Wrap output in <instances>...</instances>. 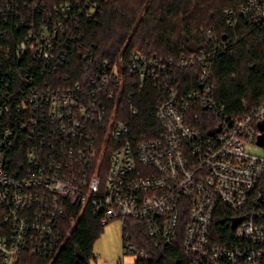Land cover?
Masks as SVG:
<instances>
[{
  "label": "built area",
  "instance_id": "obj_1",
  "mask_svg": "<svg viewBox=\"0 0 264 264\" xmlns=\"http://www.w3.org/2000/svg\"><path fill=\"white\" fill-rule=\"evenodd\" d=\"M98 11L91 0H0V264L25 252L55 258L88 208L103 225L123 219L133 264L148 253L129 218L155 246L181 244L183 264H264V155L248 145L263 132L264 102L231 115L216 97L213 56L228 36L205 29L210 47L178 57L126 45L103 57L81 31ZM240 17L264 29V0H245ZM72 50L82 63L74 80L61 70ZM187 69L198 84L186 89ZM136 78L157 90L163 129L152 136L124 116L138 113L126 106Z\"/></svg>",
  "mask_w": 264,
  "mask_h": 264
},
{
  "label": "trees",
  "instance_id": "obj_2",
  "mask_svg": "<svg viewBox=\"0 0 264 264\" xmlns=\"http://www.w3.org/2000/svg\"><path fill=\"white\" fill-rule=\"evenodd\" d=\"M24 3L45 1L49 5L78 0H19ZM97 3L99 11L96 19H83L81 31L83 41L92 45L103 57L119 54L126 45L128 50L157 52L163 57H178L182 53H193L210 47L202 35L211 29L220 36H228L227 50L213 56V82L218 100L225 104L226 112L244 114L264 102V29L252 26L240 17L245 0H91ZM232 9L239 22L230 25L227 10ZM68 66L61 68L71 80L79 76L82 63H77L81 52H70ZM80 61V60H79ZM23 70L27 62L16 60ZM24 64V65H23ZM24 66V67H23ZM198 69L181 71L187 79L184 87L197 85ZM14 78L13 72L4 71ZM187 77V78H186ZM196 78V80H195ZM128 86L134 96L126 101L136 106L137 114L126 113L133 133L155 135L163 125L156 113L158 94L149 80L139 88ZM220 221V220H219ZM127 222L134 240L147 248V257L139 264H183L188 256L181 244L175 247H157L145 233L143 222L129 218ZM223 223V221H220ZM103 224L99 215L91 208L82 218L66 231V241L61 252L55 257L23 253L19 264H92L96 258L94 243L101 234ZM227 229V226L220 227Z\"/></svg>",
  "mask_w": 264,
  "mask_h": 264
},
{
  "label": "rangeland",
  "instance_id": "obj_3",
  "mask_svg": "<svg viewBox=\"0 0 264 264\" xmlns=\"http://www.w3.org/2000/svg\"><path fill=\"white\" fill-rule=\"evenodd\" d=\"M253 153L264 155V146L255 142L248 144ZM123 219L116 218L103 225L94 243L96 258L92 264H133L137 255L123 252Z\"/></svg>",
  "mask_w": 264,
  "mask_h": 264
},
{
  "label": "water",
  "instance_id": "obj_4",
  "mask_svg": "<svg viewBox=\"0 0 264 264\" xmlns=\"http://www.w3.org/2000/svg\"><path fill=\"white\" fill-rule=\"evenodd\" d=\"M259 127L263 132L258 137V143L264 146V121L259 123Z\"/></svg>",
  "mask_w": 264,
  "mask_h": 264
}]
</instances>
